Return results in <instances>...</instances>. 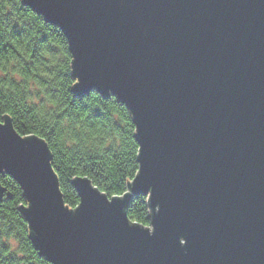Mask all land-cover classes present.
<instances>
[{"label":"water","instance_id":"obj_1","mask_svg":"<svg viewBox=\"0 0 264 264\" xmlns=\"http://www.w3.org/2000/svg\"><path fill=\"white\" fill-rule=\"evenodd\" d=\"M61 27L74 92L130 109L140 169L109 197L87 176L66 206L52 150L0 123V175L23 188L52 264H264V0H23ZM148 195L150 225L132 221ZM3 187L0 182V198Z\"/></svg>","mask_w":264,"mask_h":264},{"label":"trees","instance_id":"obj_2","mask_svg":"<svg viewBox=\"0 0 264 264\" xmlns=\"http://www.w3.org/2000/svg\"><path fill=\"white\" fill-rule=\"evenodd\" d=\"M72 63L61 27L23 0H0V121L10 116L21 135L47 141L64 202L75 209V177L87 176L110 198L123 195L140 169V145L133 115L117 96L75 94ZM0 182V264H52L31 239L23 188L7 173ZM148 198L135 196L128 208L146 226Z\"/></svg>","mask_w":264,"mask_h":264},{"label":"snow or ice","instance_id":"obj_3","mask_svg":"<svg viewBox=\"0 0 264 264\" xmlns=\"http://www.w3.org/2000/svg\"><path fill=\"white\" fill-rule=\"evenodd\" d=\"M0 123H2V121H0Z\"/></svg>","mask_w":264,"mask_h":264}]
</instances>
